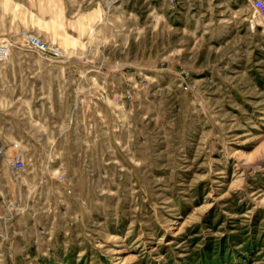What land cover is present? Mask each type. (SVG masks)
Instances as JSON below:
<instances>
[{
	"label": "rangeland",
	"instance_id": "374dc122",
	"mask_svg": "<svg viewBox=\"0 0 264 264\" xmlns=\"http://www.w3.org/2000/svg\"><path fill=\"white\" fill-rule=\"evenodd\" d=\"M0 264H264L250 0H0Z\"/></svg>",
	"mask_w": 264,
	"mask_h": 264
},
{
	"label": "built area",
	"instance_id": "2783aa9c",
	"mask_svg": "<svg viewBox=\"0 0 264 264\" xmlns=\"http://www.w3.org/2000/svg\"><path fill=\"white\" fill-rule=\"evenodd\" d=\"M254 8H255V11L264 17V0H255L254 3ZM35 37L31 36V39L34 40ZM41 42L40 41H36V44H40ZM25 164V160H24V155H23V152L20 150V151H17L16 154H15V158H14V165L17 167V168H23Z\"/></svg>",
	"mask_w": 264,
	"mask_h": 264
},
{
	"label": "crops",
	"instance_id": "0c3cea01",
	"mask_svg": "<svg viewBox=\"0 0 264 264\" xmlns=\"http://www.w3.org/2000/svg\"><path fill=\"white\" fill-rule=\"evenodd\" d=\"M254 1H255V0H250L251 4H253V3H254ZM253 7H254V5H253ZM254 9H255V8H254Z\"/></svg>",
	"mask_w": 264,
	"mask_h": 264
},
{
	"label": "bare ground",
	"instance_id": "6f19581e",
	"mask_svg": "<svg viewBox=\"0 0 264 264\" xmlns=\"http://www.w3.org/2000/svg\"><path fill=\"white\" fill-rule=\"evenodd\" d=\"M35 43H36V41H39L37 38H34V40H33Z\"/></svg>",
	"mask_w": 264,
	"mask_h": 264
}]
</instances>
